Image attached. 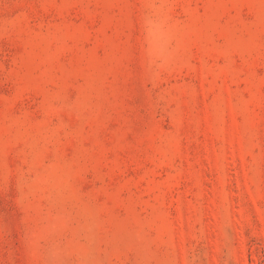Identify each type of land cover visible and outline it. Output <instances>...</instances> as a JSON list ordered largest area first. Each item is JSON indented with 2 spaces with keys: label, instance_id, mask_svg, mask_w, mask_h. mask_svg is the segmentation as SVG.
<instances>
[{
  "label": "rangeland",
  "instance_id": "1",
  "mask_svg": "<svg viewBox=\"0 0 264 264\" xmlns=\"http://www.w3.org/2000/svg\"><path fill=\"white\" fill-rule=\"evenodd\" d=\"M0 264H264V0H0Z\"/></svg>",
  "mask_w": 264,
  "mask_h": 264
}]
</instances>
